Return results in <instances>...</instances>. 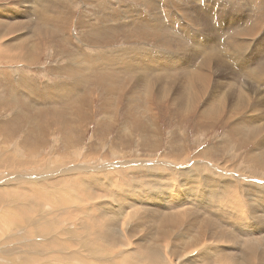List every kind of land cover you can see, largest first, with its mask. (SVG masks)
<instances>
[{"label": "rangeland", "instance_id": "1", "mask_svg": "<svg viewBox=\"0 0 264 264\" xmlns=\"http://www.w3.org/2000/svg\"><path fill=\"white\" fill-rule=\"evenodd\" d=\"M176 22L181 23L174 26ZM1 33L0 154L9 153L13 157L10 162L23 160L26 165L16 168L2 161L5 166L0 167V246L11 251L8 256L0 251V264H25L29 260V264H147L138 248L148 243L158 248L166 264L169 260L172 264H246L242 239L233 240L235 244L230 240L232 235H227H240L227 226L230 218L227 220L225 213L216 215L213 209L219 207L213 203L211 210L203 207L207 208L203 211L197 208V202L206 199L217 204L234 199L233 203L238 200L240 205L235 204L244 211L248 210L247 202L256 199L254 195L246 199V191L264 190V167L258 166L256 155L260 148L264 149V86L256 81L264 80V0H253V4L251 0H0ZM19 40H23L22 47L9 50L6 46ZM196 40L202 46L198 47ZM227 41L231 42V51L224 47ZM190 44L196 45L195 49ZM3 52L6 55L2 56ZM132 52L156 60L158 68L150 72H142L140 66L126 70L125 60L121 62L120 58L135 57ZM163 62L173 67L163 66ZM75 64L79 65L77 70ZM107 71L120 75L115 90L103 87L107 85L103 79ZM204 72L210 76L207 93L193 101V95L187 92V80L202 78ZM138 76L147 81L142 83ZM153 78L163 94L157 97L154 93L151 98L144 88ZM72 84L74 89L69 88ZM244 84L248 86L246 90ZM62 97L64 102L60 104ZM239 100H244L245 108L240 107ZM233 104V108H240L233 118H228ZM212 105L219 106L221 113L215 119L202 116V110ZM237 119L240 124L234 122ZM31 161L35 164H29ZM63 177L65 181L54 186L53 181ZM93 178L102 185L94 182L90 189L81 187V180ZM31 180H40L43 188L58 193L40 189ZM226 187L227 192L222 194ZM161 189L169 192L165 194ZM44 191L52 195L54 202L62 194L73 200L66 198L65 203L55 204ZM210 191L219 197L214 198ZM22 195L33 203L19 202ZM258 210L264 215V205ZM20 211L24 213L23 221L13 217V224L6 226V215H19ZM161 211L180 216L167 227L161 226L157 218L150 216L159 217ZM198 214L201 218L211 217L213 223L204 219L202 224L201 218L197 222ZM247 217L250 223L254 221ZM96 218L103 223H96ZM108 218L118 219L116 222L125 226L129 251L122 249L121 243L97 239V229L107 226L104 220ZM34 221L40 229H36ZM163 226L167 234L159 239L157 232ZM114 228L117 230V224ZM263 230L264 226L260 231ZM253 234L251 239H255ZM197 242L203 245L195 246ZM32 256L39 257L34 262Z\"/></svg>", "mask_w": 264, "mask_h": 264}, {"label": "bare ground", "instance_id": "2", "mask_svg": "<svg viewBox=\"0 0 264 264\" xmlns=\"http://www.w3.org/2000/svg\"><path fill=\"white\" fill-rule=\"evenodd\" d=\"M222 1V0H221ZM250 2V1H249ZM249 2H247V3H249ZM251 2H252V4H253V0H251ZM245 3V2H244ZM218 4V3H217ZM250 4V3H249ZM215 5V4H214ZM242 5V4H241ZM251 5V4H250ZM214 7V6H213ZM250 7V6H249ZM249 7H248V9H249ZM7 8L5 7V8H3V11L4 10H6ZM216 9V8H215ZM255 9V8H254ZM32 10V9H31ZM218 11V10H217ZM220 11H218V13H219ZM250 12H251V10H250ZM253 12V11H252ZM46 15V14H45ZM249 15V14H248ZM37 16H39V15H36V17ZM218 16V15H217ZM250 16V15H249ZM254 15H252V17H253ZM40 17V16H39ZM249 19L251 18V16L250 17H248ZM213 19H215V18H213ZM4 20V19H3ZM42 21V20H41ZM216 21H217V19H216ZM223 22V21H222ZM248 22H249V20H248ZM247 22V23H248ZM214 23V22H213ZM246 23V24H247ZM251 23V22H250ZM254 23V22H253ZM38 24V23H37ZM249 24V23H248ZM247 24V25H248ZM257 24V23H256ZM149 25H151V24H149ZM250 25V24H249ZM248 25V26H249ZM252 25V24H251ZM153 26V25H152ZM229 26V25H228ZM230 27V26H229ZM250 27H252V26H250ZM258 27H259V25H258ZM38 28V27H37ZM232 28V27H231ZM234 28V27H233ZM237 28V27H236ZM105 29V28H104ZM239 29V28H238ZM237 29V30H238ZM37 30V29H36ZM240 30V29H239ZM3 31V30H2ZM234 31V30H233ZM246 31H247V28H246ZM185 32H188V31H185ZM224 33H229V31H223ZM231 32V31H230ZM244 32V31H243ZM249 32V30L247 31V33ZM43 33L45 34V32H42L41 33V36H43ZM150 33H154V34H156L155 33V31H151ZM183 34H184V32H182ZM238 33V32H237ZM244 33H246V32H244ZM2 34L3 33H1L0 34V38L2 37ZM186 34H188V33H186ZM223 35V34H222ZM225 35V34H224ZM223 35V36H224ZM240 35H242V34H240ZM239 35V36H240ZM244 36H245V34H243ZM237 36V35H236ZM239 36H237V37H239ZM233 37V36H232ZM236 38V37H235ZM240 38H242L241 36H240ZM200 39V38H199ZM232 39V38H231ZM22 41L23 40H21V43H20V40H19V42L18 43H16L15 45H10L9 43L8 44H6V46L7 45H9V46H7L8 47V49L9 50H11V49H13L15 46H21L22 47ZM200 41V40H199ZM198 40H196L195 41V44L196 45H198V47H200V46H202V43L200 44V42H199ZM202 42V41H201ZM205 42V41H204ZM235 41L233 40V43H234ZM228 43H231L230 41H227V42H225V43H223L224 44V47H226L227 49H229L230 51L232 50V48H230L229 46H228ZM236 43V42H235ZM252 43H253V41H252ZM73 44V43H72ZM194 44V45H195ZM207 44V43H206ZM206 44H204V45H206ZM242 44V42H240V43H238V44H236L235 46L234 45H232V46H234L235 48H237L238 46H240V45ZM196 45L194 46V47H196ZM203 45V46H204ZM233 47V48H234ZM179 48V47H178ZM34 49V48H33ZM204 50V49H203ZM234 50V49H233ZM207 51V50H206ZM123 53H125L124 51H122ZM6 53L7 52H3L2 53V56H4V54L6 55ZM138 53V55H136V53H133L132 52V54L133 55H136L135 57H129V56H126L127 57V60H126V58H125V55H122V58H120V60H121V62H123V60H125V66H126V70H128V69H130V67H134V69H137L136 68V66H140V69L139 70H141L142 72L143 71H145V70H147L148 69V71H149V69H152V68H158L157 67V61L156 60H154V59H152V58H147V57H143L142 55V53L141 52H137ZM226 53V52H225ZM233 53V52H232ZM215 54V53H214ZM225 55V54H224ZM231 55V54H230ZM229 55V56H230ZM76 56V55H75ZM132 56V55H131ZM188 56V55H187ZM211 57H212V55H210ZM209 56V57H210ZM184 59V58H183ZM181 60H182V58H181ZM185 60V59H184ZM183 60V61H184ZM105 61H107V59L105 60ZM169 62V61H168ZM168 62H163L164 63V65L163 66H167V67H173V64L172 63H168ZM203 62V61H202ZM205 62V61H204ZM208 62V61H207ZM206 62V64L204 63V65H206V66H208L209 64ZM84 63V62H83ZM152 63V64H151ZM209 63H210V61H209ZM81 63H79V65H80ZM203 64V63H202ZM201 64V65H202ZM76 65V64H75ZM79 65H76L77 67H76V70H77V68L79 67ZM204 65H203V69H205V67H204ZM263 65V64H262ZM177 66V65H176ZM181 67H183V66H181ZM165 69V68H164ZM167 69V68H166ZM178 69V68H177ZM208 69H209V66H208ZM214 69V68H213ZM157 70V69H156ZM131 71V70H130ZM151 71V70H150ZM149 71V72H150ZM217 71V70H216ZM72 72H76V71H72ZM132 72H134V71H132ZM139 72V71H138ZM155 72V71H154ZM154 72H152V73H154ZM194 72H195V70H194ZM196 72H197V70H196ZM208 72V71H207ZM98 73H100V71L99 72H97V73H95V75L97 76L98 75ZM102 73V72H101ZM105 73V75H106V77L105 78H103L105 81H106V83H107V85L106 86H103L104 88H108L109 90L110 89H112V90H115L116 89V84L118 83V81H119V79H120V75H117V76H115L116 74L114 73V72H112V71H107V72H104ZM131 73V72H130ZM135 73V72H134ZM144 73H148V72H144ZM151 73V74H152ZM159 73H161V72H159ZM166 73V72H165ZM200 73V72H199ZM125 74H127V73H125ZM128 74H129V72H128ZM150 74V75H151ZM201 74V73H200ZM94 75V76H95ZM155 75V74H154ZM163 75V74H162ZM161 75V76H162ZM208 76H205V72L203 73V75H202V78L200 77V78H194V79H190V75H188V82H189V85H190V88H189V90L187 91L188 92V94H191V95H193V97H192V99H193V101H196L198 98H202L206 93H207V88H208V86H207V88H206V85H208V81H209V78H210V76H209V74H207ZM156 76V75H155ZM154 76V77H155ZM200 76V75H199ZM100 77V76H99ZM132 77V76H131ZM180 77V76H179ZM94 78V77H93ZM138 78H140L141 80H142V83L146 80L145 79V77H143V76H138ZM158 78H160V77H158ZM163 78V77H162ZM130 79V78H129ZM148 79V78H147ZM154 79V78H153ZM161 79V78H160ZM159 80V79H158ZM163 80H165V79H163ZM122 81V80H121ZM147 81V80H146ZM256 81H257V83H258V81H260V83H262V86H264V80H263V82L260 80V79H256ZM127 82V81H126ZM138 82H139V79H137V84H138ZM182 82V81H181ZM187 82V83H188ZM105 83V84H106ZM149 83V82H148ZM74 84V83H73ZM73 84L72 85H70L69 86V88L70 89H74V86H73ZM77 84V83H76ZM150 84H151V86H150ZM150 84L147 86V87H145L144 88V85H143V88H144V93H148V96L149 97H151L154 93H155V95L157 96V97H159L161 94H163V92H162V89L161 90H159V89H157V88H159V87H157L158 86V83L155 81V79L152 81V82H150ZM160 84V83H159ZM186 84V83H185ZM122 85H123V83H122ZM128 85V84H127ZM101 86V85H100ZM136 85H134V87H135ZM179 86V85H178ZM182 86V85H181ZM257 86V85H256ZM53 87V86H52ZM133 87V88H134ZM171 87V86H170ZM185 87V86H184ZM189 87V86H188ZM248 86L246 85V84H244V88H245V90H246V88H247ZM259 87V86H258ZM147 88V89H146ZM243 88V89H244ZM58 89H60V88H57V90ZM103 89V88H102ZM81 90V89H80ZM105 90V89H104ZM107 90V89H106ZM185 90V89H184ZM240 90V89H239ZM47 91V90H46ZM49 91H51V90H49ZM48 91V92H49ZM52 91H56V90H52ZM61 91H62V88H61ZM67 91V90H66ZM71 91V90H70ZM83 91V90H82ZM60 92V91H59ZM186 92V91H185ZM53 93V92H52ZM64 93V92H63ZM103 93V92H102ZM239 93H241V94H244V91H243V93L242 92H239ZM45 94V93H44ZM48 94V93H47ZM86 94V93H85ZM107 94V93H106ZM108 94H109V92H108ZM48 96V95H47ZM59 96V95H58ZM65 96V95H64ZM167 96V95H166ZM241 96V95H240ZM50 97V96H49ZM56 97V96H55ZM66 97V96H65ZM64 97V98H65ZM48 98V97H47ZM52 98V97H51ZM51 98H50V100H51ZM57 98V97H56ZM59 98V97H58ZM64 98L62 97V98H60L59 100H60V104H62L61 102L64 100ZM152 98V97H151ZM168 98V97H167ZM177 98V97H176ZM49 99V98H48ZM61 99H63L62 101H61ZM160 99H161V97H160ZM166 99V98H165ZM58 100V99H57ZM204 100H205V98H204ZM251 100V99H250ZM53 101H56L55 100V98H53ZM82 101V100H81ZM81 101H80V103H81ZM163 101V100H162ZM172 101V100H171ZM170 101V102H171ZM176 101V100H175ZM188 101V100H187ZM186 101V102H187ZM242 101H244V100H242ZM242 101H240L239 100V102H241L240 103V107H244L245 108V106L246 105H244V102H242ZM51 102H52V100H51ZM64 102V101H63ZM59 103V102H58ZM83 103V102H82ZM85 103H87V102H85ZM203 103V102H202ZM56 104H57V102H56ZM64 104V103H63ZM171 104V103H170ZM248 104H249V102H248ZM86 105V104H85ZM84 105V106H85ZM197 105V104H196ZM224 104H223V101H221V105L220 106H223ZM236 105V104H235ZM54 106H55V104H54ZM84 106L82 107V108H84ZM147 106H148V104H147ZM233 106H234V104L231 106V108H229V110L230 111H228L229 113H228V118H233L234 117V113H235V111H236V109H239L240 107L237 105L236 106V108L234 109L233 108ZM257 106V105H256ZM150 107V106H149ZM57 108V107H56ZM219 106H211L210 108H207V109H203L202 110V114H204V115H202V116H204V117H209V118H212V119H215L216 118V116H218L220 113H221V111L222 110H219ZM249 108V107H248ZM248 108H246V110L248 109ZM64 109V108H63ZM66 109V108H65ZM245 110V111H246ZM224 112V111H223ZM216 113V114H215ZM254 113V112H253ZM214 114H215V116H214ZM60 115V114H59ZM250 115V114H249ZM257 115V114H256ZM255 115V116H256ZM51 116V115H50ZM84 116H86V115H84ZM258 116V115H257ZM54 117V116H53ZM52 117V118H53ZM259 117V116H258ZM57 118H59V117H57ZM78 118V117H77ZM80 118V117H79ZM79 118H78V120H79ZM249 118H251L250 116H249ZM252 118H253V116H252ZM257 118V117H256ZM252 119L253 121L254 120H257V119ZM48 120H50V119H48ZM56 120V119H55ZM152 120V119H151ZM250 121V122H253V121ZM56 121H58V120H56ZM146 121V120H145ZM245 121H247V120H245ZM52 122V121H51ZM234 122L235 123H237V124H240L239 122H238V119L237 120H234ZM249 122V123H250ZM258 122V121H257ZM47 123V122H46ZM261 123V122H260ZM63 124V123H62ZM79 124V123H78ZM75 125V124H74ZM73 125V126H74ZM144 126V125H143ZM249 128V127H248ZM247 128V129H248ZM250 129V128H249ZM52 131V130H51ZM259 132V131H258ZM154 134V133H153ZM245 134H251V133H248L247 131L245 132ZM262 137V136H261ZM262 138H264V137H262ZM262 140V139H261ZM262 141H264V140H262ZM259 144H261V142L259 143ZM258 146V145H257ZM259 146H261V145H259ZM262 146H263V144H262ZM260 148V147H259ZM258 147H256V149H259ZM261 149V148H260ZM259 149V151L256 153V155H257V157H259L258 158V161H259V164H258V166L260 165L261 167H264V149H261L260 150ZM196 157V156H195ZM13 157L12 156H10L9 155V153L8 154H6V155H1L0 154V162H5V163H7V164H10V165H14L16 168L17 167H20V165L23 163L24 165H26V162H24L23 160L22 161H19V162H13L12 163V161L10 162V160L12 159ZM249 160V159H248ZM3 162L2 163H0V167H4L5 165L3 164ZM88 162V161H87ZM86 162V163H87ZM28 163V162H27ZM85 163V164H86ZM90 163V162H89ZM29 164H35V161H31ZM79 164V163H78ZM204 164V163H203ZM209 164V163H208ZM37 165V164H36ZM83 165V164H82ZM87 165V164H86ZM253 165V164H252ZM63 166H65V165H63ZM80 166V165H79ZM85 166V165H84ZM9 167H11V166H9ZM52 167V166H51ZM86 167V166H85ZM88 167V166H87ZM209 167V166H208ZM211 167V166H210ZM54 169V168H53ZM211 169V168H210ZM250 169V168H249ZM55 170V169H54ZM53 170V171H54ZM82 170V169H81ZM87 170H88V168H87ZM80 171V170H79ZM92 171V170H91ZM207 171V170H206ZM209 171V170H208ZM54 172H56V171H54ZM81 172V171H80ZM19 173V172H18ZM89 173V172H88ZM210 173V172H209ZM57 174V173H56ZM211 174V173H210ZM213 174V173H212ZM235 174H236V172H235ZM238 174V173H237ZM244 174H246L245 172H244ZM47 175V174H46ZM45 175V176H46ZM256 175V174H255ZM49 176H51V175H49ZM67 176V175H66ZM195 176V175H194ZM203 176V175H202ZM210 176H212V175H210ZM237 176H239V175H237ZM250 176V175H249ZM184 177V176H183ZM201 177V176H200ZM213 177H215V176H213ZM242 177V176H241ZM245 177V179L248 181L249 180V178L247 179L246 178V176H244ZM251 177V176H250ZM39 178H42V177H37V179H39ZM47 178H49V177H47ZM51 178V177H50ZM161 178V177H160ZM185 178V177H184ZM194 178V177H193ZM243 178V177H242ZM241 178V179H242ZM252 178V177H251ZM255 178V177H254ZM253 178V179H254ZM43 179V178H42ZM58 179V178H57ZM68 179V178H67ZM97 179V178H96ZM96 179H90V180H87V181H83V180H81V185H83V186H81V187H83L85 190H87V189H90V185H91V183H96V185H98L99 186V181L98 180H96ZM214 179V178H213ZM235 179V178H234ZM19 180V179H18ZM21 180V179H20ZM91 180H92V182H91ZM194 180V179H193ZM207 180V179H206ZM34 184H36L40 189L41 188H43L39 183H41L40 182V180H31ZM42 181V183H43V180H41ZM65 181V179H64V177L63 178H61V179H58V180H56V181H53V184H54V186H58V184L59 183H62V182H64ZM68 181V180H67ZM80 181V180H79ZM105 181V180H104ZM211 181V180H210ZM209 181V182H210ZM218 181V180H217ZM252 181V180H251ZM255 181V180H254ZM16 182V181H15ZM56 182H57V184H56ZM107 182V181H106ZM105 182V183H106ZM113 182V181H112ZM168 182V181H167ZM216 182V181H215ZM229 182V181H228ZM235 182H236V180H235ZM234 182V183H235ZM28 183H29V181H28ZM51 183V182H50ZM94 183V184H95ZM102 183V182H101ZM100 183V184H101ZM159 183H161V182H159ZM185 183V182H184ZM214 183V182H213ZM219 184H221L220 182H218ZM229 183H231V182H229ZM242 183V182H241ZM249 184H250V181L248 182ZM255 183H256V181H255ZM257 183H258V181H257ZM30 184V183H29ZM45 184V183H44ZM104 184V183H103ZM107 184V183H106ZM192 185H193V183H191ZM197 184V183H196ZM211 184H212V182H211ZM232 184H233V181H232ZM236 184V183H235ZM237 184H239V183H237ZM243 184V183H242ZM249 184H247V182L245 183V185H249ZM31 185V184H30ZM95 185V186H96ZM102 185V184H101ZM111 185V184H110ZM163 185V184H162ZM214 186H216V183H214L213 184ZM231 185V184H230ZM230 185H228V186H230ZM253 185H255L254 183H253ZM257 185V184H256ZM259 185V184H258ZM35 186V185H34ZM94 186V185H93ZM93 186H91V187H93ZM104 186V185H103ZM189 186H191V185H189ZM196 186V185H195ZM207 186H209V185H207ZM217 186H218V184H217ZM243 185H241V187H242ZM251 186V185H250ZM249 186V187H250ZM53 187V186H52ZM106 187V186H105ZM172 188H173V186H171ZM235 187V186H234ZM238 187H240V186H238ZM240 187V188H241ZM256 187V186H255ZM54 188H56V187H54ZM107 188H108V186H107ZM169 188V187H168ZM168 188H166L167 190H168ZM177 188V187H176ZM175 188V189H176ZM184 188V187H183ZM182 188V189H183ZM186 188V187H185ZM207 188V187H206ZM209 188V187H208ZM212 188V187H211ZM217 188V187H216ZM229 188V187H228ZM232 188H233V186H232ZM246 188H248V186L247 187H245V189ZM250 188H252V186L250 187ZM253 188H254V186H253ZM258 188H261V187H258ZM257 188V189H258ZM38 189V188H37ZM43 189H48V190H50L51 192H52V190H51V188L49 189V187L48 188H43ZM53 189V188H52ZM57 189V188H56ZM94 189H95V187H94ZM97 189V188H96ZM95 189V190H96ZM124 189V188H123ZM164 189V188H163ZM196 189V188H195ZM204 189H205V187H204ZM210 189V188H209ZM226 189H227V187L225 188V191L222 193V194H225L227 191H226ZM243 189H244V187H243ZM254 189H256V188H254ZM263 189V188H262ZM5 190H8V189H5ZM53 190H55V189H53ZM98 190H100V189H98ZM162 190V189H161ZM165 190V189H164ZM164 190H162V191H164ZM170 190V189H169ZM172 190V189H171ZM194 190V189H193ZM211 190V189H210ZM215 190V189H214ZM238 190V189H237ZM242 190V189H241ZM249 190H251V193L250 192H248V191H246V194H247V197H246V199H249L248 197L250 196V195H254V198L256 197V199H255V201L253 202V201H250V203H252L253 202V204H250L249 203V201L247 202L248 204H247V209L248 210H246V208L244 209V211L242 210V208L241 207H239V206H237L235 203H239V205H240V202H238V200H237V202H235V203H233V201H234V199L231 197V200L232 201H224V202H219V203H217V204H215V201L213 202H207V200L205 201L204 199H201L200 201H198L197 203H198V205H197V208H200V209H203V207H207V208H210V210H211V208L214 206V205H217V207H219V209H217V208H215L214 207V212L216 211L217 212V214L216 215H220V214H224L225 213V218L227 219H235L236 220V222H230V219H229V221H227V226L229 225L230 227H231V229L232 228H234L236 231H238L239 232V234L240 235H237L236 233L234 234V233H232V234H227L228 235V237H230L231 235V239L230 240H236L237 238V240H239V237H240V239H242V243H243V245H242V253L244 254V256H245V261H246V264H263L264 263V238L263 237H261V235L263 234V236H264V230L263 231H260V229L264 226V221H262L261 219H263V214H261V213H258V208H261L263 205H264V190H256V191H252L253 189H249ZM43 191V190H42ZM68 191H70V190H68ZM72 191H73V189H72ZM101 191V190H100ZM126 192V190H123V192ZM175 191H177V190H175ZM190 191H192V189L190 190ZM189 191V192H190ZM200 191V190H199ZM205 191H207V189H205ZM222 190H220V192H221ZM231 191H232V189H231ZM243 191V190H242ZM40 192V191H39ZM45 192V191H44ZM54 192V194H55V192H57L58 193V191H53ZM52 192V193H53ZM165 192V191H164ZM169 192V191H168ZM167 192V193H168ZM171 192V191H170ZM173 192V191H172ZM183 192V191H182ZM197 192V191H196ZM211 192V194H212V192L213 191H210ZM217 192H218V189H217ZM216 192V193H217ZM235 192H236V187H235ZM244 193L243 194H245V190L243 191ZM62 193V192H61ZM70 193V192H69ZM72 193V192H71ZM121 193H122V191H121ZM127 193V192H126ZM166 192H165V194H167ZM200 193V192H199ZM207 193V192H206ZM219 193V192H218ZM35 194H38V191L36 190V192H35ZM60 194V193H59ZM74 194H76V192L74 193ZM73 194V195H74ZM78 194V193H77ZM106 194V193H105ZM122 194H124V193H122ZM164 194V195H165ZM173 194V193H172ZM171 194V195H172ZM190 194V196H191V193H188V195ZM196 194V193H195ZM222 194L220 195L221 196V198H222ZM241 194V193H240ZM243 194H241V195H243ZM50 193H48V191L47 192H45V196H46V198L48 199V200H51L52 202H54V200L53 199H51V197H50ZM72 195V196H73ZM108 195H110V194H108ZM107 195V196H108ZM119 195V194H118ZM174 195V194H173ZM178 195V194H177ZM181 195V194H180ZM209 195V194H208ZM235 195H236V193H235ZM239 195V194H238ZM240 195V196H241ZM52 196V195H51ZM58 196V195H57ZM61 196V195H60ZM77 196V195H76ZM75 196V197H76ZM111 196V195H110ZM123 196V195H122ZM166 196V195H165ZM167 196H169V195H167ZM189 196V197H190ZM193 196V195H192ZM195 196V195H194ZM211 197H212V195H210ZM228 196V195H227ZM70 196H67V195H63L62 194V196L61 197H59V198H61V199H57V200H55V204H61V203H63V201H64V203L66 202V201H68L66 198H69ZM74 197V196H73ZM90 197H92V196H90ZM94 197V196H93ZM118 198H119V196H117ZM125 197V196H124ZM171 197V196H170ZM174 197V196H173ZM183 197V196H182ZM182 197H181V199H182ZM187 197V196H186ZM197 197V196H196ZM200 197V196H199ZM206 197V196H205ZM211 197H210V199H211ZM213 197L214 198H218L219 196L218 195H216V194H214V192H213ZM212 197V198H213ZM86 198H89V196H87ZM95 198V197H94ZM98 198H100V197H98ZM108 198V197H107ZM122 198V197H121ZM165 197H163V199H164ZM166 198H168V197H166ZM172 198V197H171ZM184 198V197H183ZM188 198V197H187ZM204 198V197H203ZM226 198V196L223 198V199H225ZM240 198V197H239ZM242 198V197H241ZM245 198V197H244ZM70 199V202L73 200L72 198H69ZM96 199V198H95ZM94 199V200H95ZM106 199V198H105ZM120 199V198H119ZM154 199V198H153ZM179 199H180V197H179ZM185 199V198H184ZM195 200H196V198H194ZM222 199V200H223ZM236 199H237V197H236ZM251 199V198H250ZM21 200H23V201H25L24 202V204H30V203H33V201L31 200V201H29L28 199H26V198H24V195H22V198L20 199V201L19 202H21ZM93 200V199H92ZM117 200V199H116ZM192 200H193V197H192ZM194 200V201H195ZM253 200V199H252ZM105 201V200H104ZM114 201V200H113ZM175 202H176V200H174ZM184 201V200H183ZM209 201H211V200H209ZM243 201V200H242ZM18 202V201H17ZM57 202V203H56ZM124 202V201H123ZM166 202V201H165ZM164 201H163V204H166ZM174 202V203H175ZM180 203H181V201H179ZM185 202V201H184ZM23 203V202H22ZM53 203V204H54ZM117 203V202H116ZM121 203H122V201H121ZM171 203V202H170ZM173 203V204H174ZM195 203V202H194ZM212 203L214 204V205H212ZM21 204V203H20ZM23 204V205H24ZM71 204V203H70ZM234 204V205H233ZM243 204H244V202H243ZM243 204H241L242 206H243ZM115 205V204H114ZM155 205V204H154ZM153 205V206H154ZM158 207L160 206L159 204H156ZM183 205V204H182ZM191 205V204H190ZM194 205V204H193ZM233 205V206H232ZM91 206V205H90ZM118 206L120 207V205L118 204ZM152 206V207H153ZM177 205H174L173 207H176ZM187 205H185V207H186ZM246 206V205H245ZM143 207V206H142ZM183 207V206H182ZM244 207V206H243ZM62 208V207H61ZM99 208H101V207H99ZM149 209H151L150 207H148ZM154 208V207H153ZM193 208V207H192ZM207 208H206V210H207ZM105 209V208H104ZM149 209H143V210H149ZM168 209V208H167ZM167 209H165L166 211H167ZM174 209V208H173ZM177 209V208H176ZM175 209V210H176ZM179 209H181V207L179 208ZM186 209H187V207H186ZM189 209H191V206H189ZM194 209V208H193ZM155 210H156V208H155ZM171 210V209H170ZM181 210H183V209H181ZM195 210V209H194ZM194 210H192V211H194ZM198 210V209H197ZM205 209H203V211H206ZM109 211V210H108ZM146 211V212H147ZM164 211V210H163ZM163 211H161V213L160 214H158L159 215V217H157V216H155L156 214L155 213H152V214H155L154 216H152V215H150L151 216V218H154L155 217V219L157 218V220H159L160 222H161V226L162 225H164V226H166L167 227V224L169 225V223H172V222H174V221H176V218L178 217V216H180V215H178L177 213H162ZM180 211V210H179ZM178 211V212H179ZM185 211V210H184ZM187 211V210H186ZM190 211V210H189ZM191 211V212H192ZM199 212L201 211V210H198ZM209 211V210H208ZM83 212H85V210L83 211ZM102 212V211H101ZM106 212H107V210H106ZM150 212H155L154 210H152V211H150ZM150 212H147V215L150 213ZM158 212V211H157ZM172 212H173V210H172ZM181 212V211H180ZM180 212H179V214H180ZM188 212V211H187ZM195 212V211H194ZM202 212V211H201ZM213 212V211H212ZM252 214H251V213ZM261 212V211H260ZM184 213V212H183ZM189 213V212H188ZM196 213H198L197 211H196ZM89 214V213H88ZM103 214H105V213H103ZM120 214H121V212H120ZM151 214V213H150ZM184 214H186V213H184ZM183 214V215H184ZM14 215L15 216H9V217H7V215H6V219L4 220V223L6 224V226H9V224H13L12 222V220H13V217H16V221L18 220V222L19 221H23V219H24V213L22 212V211H20L19 212V215L16 213V212H14ZM92 215V214H91ZM101 215V214H100ZM122 215V214H121ZM120 215V216H121ZM201 215V214H200ZM199 214L197 215V218H196V221L199 219V221L201 220V223L202 222H204L203 220L204 219H206L205 221H206V223H209V224H212L213 223V217L211 216V211H210V216L213 218H201V216H200ZM209 215V214H208ZM213 215H214V213H213ZM76 216V215H75ZM85 216V215H84ZM144 215H142V217H143ZM207 216V215H206ZM247 216H251V219H253L254 221L253 222H249L248 220H249V218L247 217ZM83 217V216H82ZM87 217V216H86ZM89 217V216H88ZM110 217V216H109ZM112 217H114L115 218V214H114V216H112ZM112 217H110V218H112ZM117 217V216H116ZM141 217V218H142ZM144 217H146V216H144ZM205 217V216H204ZM93 218H94V216H93ZM110 218H108L107 220H104L106 223H107V226H105V227H102V228H100V226L98 227V228H100V230L99 229H97V231H99V232H97L100 236L98 237L97 236V239H100V240H103V241H106V242H111V244H119V243H121V246H122V249H124V250H126V251H129L130 250V247H129V245H130V243H129V241L128 240H126L125 239V236H124V228H125V226H124V228H123V226L121 225H119L116 221H118V219H116V221H114V220H112V219H110ZM118 218V217H117ZM201 218V219H200ZM79 219V218H78ZM178 219V218H177ZM226 219H225V222H226ZM227 219V220H228ZM84 220V219H83ZM87 220V219H86ZM191 220V219H190ZM194 220V219H193ZM30 221V220H29ZM82 221V220H81ZM103 221V220H102ZM128 221H129V219H128ZM195 220H194V222H196ZM215 221H217L216 219H215ZM259 221V222H258ZM260 221H261V224L259 225V223H260ZM31 222V221H30ZM35 222V221H34ZM85 222V221H84ZM95 222L97 223H103V222H101V221H98L97 220V218L95 219ZM198 222V221H197ZM223 222V221H222ZM74 223V222H73ZM83 223V222H82ZM96 223H94L95 224V226H96ZM131 223V222H130ZM200 223V224H201ZM216 224L215 225H217L218 224V221L217 222H215ZM219 223H220V221H219ZM224 223V222H223ZM91 224V223H90ZM114 224H117V230H115V228H114ZM129 224V223H128ZM149 224V223H148ZM198 224V223H197ZM203 224V223H202ZM221 224V223H220ZM10 225V226H11ZM18 225V224H17ZM35 227H36V229L38 230V229H40V225H39V223L38 222H35ZM83 225H85V224H83ZM160 225V224H159ZM224 225V224H223ZM226 225V224H225ZM9 226V227H10ZM82 226V225H81ZM150 227L152 226V225H149ZM148 226V227H149ZM164 226L161 228V231H158L157 233L159 234L158 235V238L159 239H161V236L162 237H165V235L167 234L166 232H165V228H164ZM207 226V224H205V227ZM228 226V227H229ZM8 227V228H9ZM153 227V226H152ZM151 227V228H152ZM60 228V227H59ZM81 228V227H80ZM202 228V227H201ZM212 228V227H211ZM220 228V227H219ZM225 228V227H224ZM146 229H147V227H146ZM80 230V229H79ZM126 230V229H125ZM150 230V229H149ZM153 230H154V228H153ZM214 230H215V228H214ZM233 230V229H232ZM234 230V231H235ZM96 231V230H95ZM145 231V230H144ZM147 231V233L149 232L148 230H146ZM156 231V230H155ZM219 231V230H218ZM223 231V230H222ZM231 231V230H230ZM75 232V231H74ZM227 232V231H226ZM76 233V232H75ZM83 233V232H82ZM97 233H96V235H97ZM146 233V232H145ZM251 233H254L253 235H255L253 238H255V239H251V237H252V235H250ZM154 234V233H153ZM152 233H151V235H153ZM156 234V233H155ZM81 235V234H80ZM75 236V235H74ZM76 236H78V235H76ZM86 236V235H85ZM102 236H104V237H102ZM155 236V235H154ZM157 236V235H156ZM216 236H217V234H216ZM87 237V236H86ZM100 237H102V238H100ZM147 237V236H146ZM145 237V238H146ZM202 237V236H201ZM151 238V237H150ZM214 238V237H213ZM212 238V239H213ZM216 238V237H215ZM222 238L223 239H226V235H222ZM244 238V239H243ZM149 239V238H148ZM164 239V238H163ZM219 239V241L220 240H222V239H220V237L218 238ZM60 240V239H59ZM236 240V241H237ZM41 241V240H40ZM61 241H63V240H61ZM149 241V240H148ZM198 241V240H197ZM215 241V240H214ZM213 241V242H214ZM225 241V240H224ZM228 241V240H227ZM233 241V243H235ZM150 242V241H149ZM157 242V241H156ZM194 242H196V239H194ZM238 242V241H237ZM240 242V241H239ZM34 243H35V241H34ZM34 243H32V244H30V246L32 247L33 246V244ZM146 243V242H145ZM148 243V242H147ZM149 245H140V248H138L139 249V251H140V254H141V257L147 262V264H166L165 262L164 263H162V261H161V259H162V255H160V254H162L160 251H158L157 252V250H158V248H157V250H156V248L155 247H153L154 245H150V243H148ZM177 244V243H176ZM236 244V243H235ZM35 245H37L36 243H35ZM55 245L56 246H58L59 247V243H55ZM61 245V244H60ZM163 245V244H162ZM188 245V244H187ZM199 245H203V242H197V243H195V246H199ZM164 246V245H163ZM243 246H244V248H243ZM233 247V246H232ZM35 248V247H34ZM166 248V247H165ZM209 248V246H207L204 250H207ZM166 250V249H165ZM0 251L1 252H6L5 253V255L6 256H8V254H9V252H11L10 251V249H5L4 247L2 248L1 246H0ZM215 252H217V250L215 249L214 250ZM160 252V253H159ZM186 252V251H185ZM184 252V253H185ZM35 253V252H34ZM164 253H165V251H164ZM167 253V252H166ZM40 254H42L41 252H40ZM45 254V253H44ZM215 254H217V253H215ZM39 255V254H38ZM227 255H228V253H227ZM40 256V255H39ZM39 256H32V257H30V258H32L33 260H34V262H35V260L36 259H38V257ZM165 256V255H164ZM168 256V255H167ZM225 257V256H224ZM27 258H29V257H27ZM232 259H233V261H234V257H231ZM166 259H168V257L166 258ZM222 259H223V257H222ZM254 259H255V261H256V259H257V261L255 262L254 261ZM169 260V259H168ZM166 261V260H165ZM244 261V262H245ZM57 262V261H56ZM29 263H32V260H29V262L28 263H25V264H29ZM7 264V263H6ZM53 264V263H52ZM167 264H172V262L169 260L168 262H167ZM245 264V263H244Z\"/></svg>", "mask_w": 264, "mask_h": 264}, {"label": "built area", "instance_id": "3", "mask_svg": "<svg viewBox=\"0 0 264 264\" xmlns=\"http://www.w3.org/2000/svg\"><path fill=\"white\" fill-rule=\"evenodd\" d=\"M109 21H111V20L109 19ZM120 21H124V20H123V19H122V20L120 19ZM152 23H153V22H152Z\"/></svg>", "mask_w": 264, "mask_h": 264}]
</instances>
